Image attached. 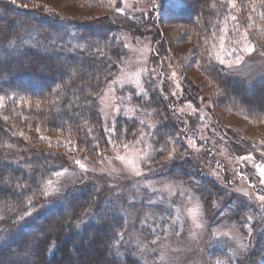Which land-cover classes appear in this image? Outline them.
I'll return each mask as SVG.
<instances>
[{"label":"rangeland","instance_id":"374dc122","mask_svg":"<svg viewBox=\"0 0 264 264\" xmlns=\"http://www.w3.org/2000/svg\"><path fill=\"white\" fill-rule=\"evenodd\" d=\"M15 1L42 6L66 22L106 20L117 29L121 51L117 69L98 97L108 147L94 159L51 152L61 175L55 173L40 209L70 191L96 185L101 209L115 210L125 219L120 244L143 264H264V254L259 255L264 183L258 171L264 166V119L248 116L233 100L226 102L217 79L200 71L201 61L196 63L190 53L194 37L186 36L192 30L187 13H178L168 0ZM224 1L229 16L220 34L207 38L205 52L234 65L235 57L242 56L243 62L232 69L218 63L233 78L251 84L264 77V25L248 15L235 25L239 0L235 7ZM114 7L123 11L113 15ZM245 47L254 50L248 53ZM156 96L165 101L176 124L164 139L166 145L159 139L167 114L157 108ZM119 121H126L121 132ZM129 122L136 128L131 130ZM36 130L47 141L63 139ZM204 178L217 187H211V200L199 186ZM53 188L59 191L52 193Z\"/></svg>","mask_w":264,"mask_h":264},{"label":"trees","instance_id":"16d2710c","mask_svg":"<svg viewBox=\"0 0 264 264\" xmlns=\"http://www.w3.org/2000/svg\"><path fill=\"white\" fill-rule=\"evenodd\" d=\"M171 1L178 13L189 17L192 30L186 36L194 37L190 53L196 63L201 61L200 71L217 79L226 102L233 100L248 116L264 119V77L247 84L205 52L207 38L220 34L226 23L228 3L180 0V5L168 0L167 5ZM239 3L235 25L243 24V15L264 25V0ZM116 10L111 13L118 16ZM116 31L106 20L66 22L42 6L0 0V97L6 101L0 107V264H143L120 244L125 219L115 210L101 209L96 185L70 191L40 209L47 182H53L57 170L51 152L94 159L108 147L98 97L121 55ZM156 103L167 114L159 139L166 145L164 139L176 124L165 101L156 96ZM119 122L121 132L126 121ZM127 124L136 128L133 122ZM38 128L63 139L39 138ZM203 181L199 186L211 200L217 187L210 179ZM28 211L31 215H24ZM263 245L259 255L264 254Z\"/></svg>","mask_w":264,"mask_h":264},{"label":"snow or ice","instance_id":"6c2138e0","mask_svg":"<svg viewBox=\"0 0 264 264\" xmlns=\"http://www.w3.org/2000/svg\"><path fill=\"white\" fill-rule=\"evenodd\" d=\"M13 2H15V0H13ZM229 3L231 4L232 7H235V0H229ZM117 11H123V10H122V9H117ZM232 19L235 20L236 17L233 16ZM250 19H251V17H250ZM253 50H254L253 47H245V48H244V51H246V52H248V53H251ZM234 52H235V50H234ZM217 60H218V62H219L220 64H222V65H226V67H227L228 69H232L234 66H239V65L243 62V57L237 55V56L235 57V65H234L233 63L228 62V61H226V60H224V59H221V58H219V57H217ZM173 75H175V73H173ZM57 88H59V85L57 86ZM109 90H111V89H109ZM3 100H4V98H3V97H0V107H3ZM118 111H119V109H117V112H118ZM5 119H7V117H5ZM111 132H112V133H115V129H114V128L111 129ZM21 135H23V133H21ZM125 147H127V145H125ZM248 158H249V157H244V159H248ZM118 159L123 160L124 158H123V157H118ZM76 163L79 164V166H80L81 169H84L85 171H87V168H86V166H85L83 163H81L80 161H76ZM133 170L135 171V168H133ZM65 171H66V170H65ZM258 171H259V173L261 174V183H264V166H260V167L258 168ZM136 174L139 175L140 173L137 171ZM56 175L59 176V175H61V173H60V172H57ZM47 184H48L49 186H51V185H52V181L49 180V181L47 182ZM58 191H59V189H57V188H53V189H52V193H55V192H58ZM45 194H49V193H48L47 191H45ZM259 199H260L261 201H264V196H260ZM31 203H32V201L29 200V201H28V204L31 205ZM24 215H31V211L26 212ZM0 219H2V217H0ZM21 219H23V216L21 217ZM77 226H78V225H77ZM197 226H200V225H197ZM249 230H250V229H249ZM118 236H119L121 239H123V234H122V233H118ZM242 247H243V245H242ZM217 264H223V262L218 261Z\"/></svg>","mask_w":264,"mask_h":264}]
</instances>
